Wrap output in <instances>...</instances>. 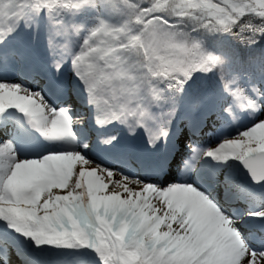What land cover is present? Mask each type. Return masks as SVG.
<instances>
[{"label":"snow or ice","instance_id":"obj_1","mask_svg":"<svg viewBox=\"0 0 264 264\" xmlns=\"http://www.w3.org/2000/svg\"><path fill=\"white\" fill-rule=\"evenodd\" d=\"M85 8L101 9L102 14L86 29L72 65L87 92V103L96 109L97 124L118 120L130 133L144 126L148 143L155 146L169 136L179 106L159 83L166 81L167 88L179 93L195 72L217 70L225 92L249 110L253 121L202 156L242 162L254 182H264V57L249 60L251 67L259 68L262 80L246 89L238 74L226 79L230 58L207 52L166 18H191L213 30L231 32L247 17L240 36L254 44L264 38V0H0V40L29 12L44 10L64 34L79 36L85 25L65 22L59 13L73 10L75 16ZM113 10L127 20L114 23ZM49 47L55 51L51 35ZM2 57L0 53V61ZM56 66L59 69L62 61ZM54 86L69 95L79 92L63 81ZM153 104L169 105L156 129L149 125L155 119ZM11 108L23 113L44 138L75 143L74 125L81 118L72 116L71 105L57 108L41 91L0 80V113ZM224 111L232 112L231 104ZM15 147L11 140L0 144V219L37 245L88 247L102 264H264V245H254L252 233L241 228L247 217L264 222V209L234 218L190 183L161 186L124 175L121 181H110V187L106 177L113 176L112 169L100 164L85 167L94 161L80 151L20 158ZM164 163H159L161 170ZM3 246L0 237V264H6ZM12 255L9 248L8 264Z\"/></svg>","mask_w":264,"mask_h":264},{"label":"rangeland","instance_id":"obj_2","mask_svg":"<svg viewBox=\"0 0 264 264\" xmlns=\"http://www.w3.org/2000/svg\"><path fill=\"white\" fill-rule=\"evenodd\" d=\"M86 10L76 11L75 16H73V10H64L61 13H59V18L63 19L65 22H75L78 24L85 25V28L82 29L79 36L75 35L73 32L69 31L68 34H64L63 28H59L57 25H53L49 19L48 12L46 10L41 11L40 13L35 12H29L27 16L22 20L25 23H27L28 28L37 30V39L40 37H45L47 34H52L56 37H60V41L57 40V45L59 52H68L69 58H67V61H65V65L62 64L64 68L63 75L61 77H58V81L67 82L72 86L73 89H78V94L74 91L71 95L67 94L66 98H69L66 101L78 99L81 103V105L71 106V112L73 113L72 116L74 118H81L80 123H76L74 125L75 131L78 135V141L75 143V147L72 148L75 151L82 152L89 160L94 161L92 164V167H95L97 164H100L101 167H107L109 169H112L113 171V178L116 176L118 179L117 181H121L124 178V175L130 176V179L132 178H140L144 180L145 182H151L154 184H158L161 186H168V184L164 183V174L165 169L161 170L159 167V163L162 160V154L165 152V147H162V142L166 140V138H162L160 141L157 142L155 146L150 145L148 143V132L146 128L144 127H137L135 133H130L129 128L125 127L121 124L120 121H112L110 122L111 126L113 128L118 127L119 129L112 134L113 137H115V140L117 141L118 145L121 146L120 153L112 152L111 155L107 156V160L110 158L113 160L112 165H105L101 162H98L94 158V150L92 148H88L87 146L84 147V142H87L85 140L86 136H94V132L86 130L84 121L87 120V118L96 119V109L93 105H90L89 107L86 106L87 102V92L84 88L83 83L76 77L73 65H72V59L73 56L79 52L80 47L83 43L84 38L87 36L86 29L91 28L95 22L96 19L93 17L87 16ZM30 29V30H31ZM18 28H14V30L10 33H7L2 40H0V53L5 55V58L0 61L2 64L0 66V75L3 77V81L8 82H14L19 83V80H23L26 83H29L32 79L30 76H26L22 79L20 75L17 74L18 71H13L14 77L16 79H12V77H8V72H5L3 69V65L8 63L11 60L10 56L7 57L9 53V49L12 48L13 45H18V51L22 52L24 49V45L20 41V37L16 38ZM57 30H59L60 34H57ZM19 34L21 35L20 31ZM9 37V38H8ZM14 43V44H12ZM27 45V44H26ZM28 46V45H27ZM14 47V46H13ZM17 56L20 58L21 56ZM64 59V58H63ZM62 59V60H63ZM51 63V62H50ZM44 69V70H43ZM25 72H28L27 69H24ZM43 70V72H47V69L41 68L39 71H33L34 73L38 74L40 71ZM29 73V72H28ZM27 73V74H28ZM57 75L60 74V72L56 73ZM209 73H206V76H208ZM238 74L240 76V80L242 85L247 89L249 88L250 84H252L251 80H249V76L246 74L241 73L237 69H233L231 72V75ZM65 75V76H64ZM24 85V84H23ZM26 87H29L25 85ZM184 90L182 92H179L178 94H184L187 96V98H190L194 100L193 94L190 92V83H186L184 86ZM30 88V87H29ZM32 89V88H31ZM36 90V89H35ZM40 89H38L39 91ZM175 90V89H174ZM229 95V94H228ZM203 99L205 100V110L212 109V112H217L214 105L216 104V100L218 98V94L212 87H207L204 89L203 93ZM178 100V108L176 115L172 121V124L170 126V132H169V138H182L180 141L175 142L174 145L176 147L175 153L178 154L174 160L177 162V168L178 170L173 171V176L179 177L183 170L185 169V166H188V171L190 175L192 176V179L194 180V177H196V174H199L202 178L203 177H211L207 182H202L199 179L194 180L196 183L191 182L192 185L198 187L200 190L204 191L207 195L210 196L211 199L217 205L228 215L239 218L246 216L249 210L253 209H264V201L261 204L260 207L256 206L253 201V206H251L249 203L241 202V203H230L227 205L225 203V199L223 198V191H221V188L216 189V186H219V184H225V181H228V169H231L233 165H235L237 162L236 160H229L227 162L223 161H217L214 164H210V160H213L214 158L209 156H202L203 152H205L210 147H216L221 141H223L225 138H232L238 135L240 132L244 131L245 129L252 126L253 117L249 114V110L241 108L239 105V102L235 100V98L229 96L228 99L225 100V102L222 104V112L221 119H224V122L222 120L218 122L217 124H212L213 126L210 128V133L207 134V136L201 135V138H198L199 142L194 143V145H186V141L190 136L187 135V129H185V125L182 123V118L186 117V113L188 112V107L186 104L187 102L185 100H180L179 96L176 97ZM231 104L233 111L232 112H226L224 111V108ZM59 107H67L66 104H61ZM78 107V108H77ZM153 112L155 116H158L159 123L160 121V114L161 112H167L168 109L164 110L163 106L154 104L153 106ZM77 110H80L81 112H78ZM209 110V111H210ZM75 114V115H74ZM81 114V116L79 115ZM132 121V120H130ZM159 123L152 127L153 129H156L159 126ZM109 127L106 125H101L99 127L100 130H106ZM224 131L221 134V137H218L220 135V132ZM185 131V132H184ZM198 131V130H197ZM186 135V137L184 136ZM220 138L219 141H214L215 138ZM6 140L5 131L0 130V143L4 142ZM61 143H64L66 141L59 140ZM189 141V139L187 140ZM219 142V143H218ZM216 144V145H214ZM129 145L133 148L134 152H145V154L142 155L143 161L147 160V164L150 166L147 171H157L159 174V177L161 178L162 182L160 181H152L148 178H145L144 176H147L146 173L142 175L136 174L134 172V168L132 167H126L127 169H122L120 167V163H122V155L127 154L128 152L123 148L125 146ZM179 148L180 151L176 150ZM71 149V150H72ZM151 149V150H150ZM147 151V153H146ZM148 152H153V156L150 155L148 157ZM180 153V154H179ZM159 154V155H158ZM114 156L117 158V160L113 159ZM198 156H202V158H198ZM140 157V158H141ZM121 160V162H119ZM170 159H167L169 161ZM215 160V159H214ZM171 161H173V158H171ZM158 165V168H151L152 165ZM77 167V166H76ZM131 168V169H130ZM164 168V167H163ZM228 168V169H227ZM220 169H223L224 172H220ZM129 170V171H128ZM133 170V171H132ZM204 170V172H202ZM162 174V175H161ZM149 176V174H148ZM234 175L231 176L232 180H229V182H233ZM111 178L106 177V182H109ZM159 178V179H160ZM191 179V180H192ZM227 183V184H228ZM110 187L113 186V184H109ZM130 187L139 190V186L135 184H130ZM242 186H245V191L248 193L249 196H258L260 194H264V190L258 191L253 188H249L247 185L242 184ZM204 189H202V188ZM244 189V187H243ZM217 190V191H216ZM217 199L222 201V203L225 205V207L218 204ZM255 205V206H254ZM3 227V228H2ZM241 228L246 233H252V237L256 238L257 236L261 235L260 228H264V222H262L257 217H247V219L242 223ZM0 237H3V243L7 244L9 247H11L13 251L14 256H21L24 254V257H27V262L29 264H38V263H46L50 264L51 260L53 259V256L55 254H60L63 257H68L72 255H78L79 259L78 261H74L75 264H86V262H91L93 264L101 263L102 260L100 256L95 252L94 249L88 248V247H79V248H70V247H63V246H56V245H37L33 238L24 236L22 233L17 232L16 230H13V228L10 226V224H7L3 219H0ZM261 239H259L260 241ZM264 241V240H263ZM257 247H260L262 244H255ZM29 248L31 250L30 254L27 253L26 249ZM68 251V252H67ZM3 259H5L4 251H3ZM19 262V259H18Z\"/></svg>","mask_w":264,"mask_h":264},{"label":"bare ground","instance_id":"obj_3","mask_svg":"<svg viewBox=\"0 0 264 264\" xmlns=\"http://www.w3.org/2000/svg\"><path fill=\"white\" fill-rule=\"evenodd\" d=\"M15 27L18 28L16 38L20 37V41L22 42V44H25L24 49L22 50V53H26V55L21 56L23 59L22 62H19L17 64L15 63V66L13 67L9 66L8 63H6L3 65V69L5 70V72H8V73L12 72L11 70L16 71L19 68L27 69V71L29 72V73L27 72L28 73L27 75L30 76V78L32 79L31 82H29L28 84L30 89L32 88L33 91H38V89H42L39 91L43 92V88L39 84H42V82L45 81V79L43 77L40 78V76L32 74V70H40L41 68H44V67L46 68L49 66L50 68L49 72H53L54 71L53 68L57 64L58 61L60 60L62 62L63 60L67 61V58H69V53L59 52L57 40L60 41V37L58 38L50 33V34H47V36L45 37H40L39 39H37L36 33H38V31L37 30L35 31V29L28 28L27 23H25L22 20L17 22ZM19 31L21 35L19 34ZM50 35L53 37L54 42L56 44L55 51H53V49L49 47V36ZM62 70H63V67H60L58 71H62ZM0 80H2L1 76H0ZM47 85L49 88L54 89V91H56V87L54 86L53 80L47 81ZM56 92H57L56 98H58L59 97L58 91ZM49 102L55 105L56 107L61 105V102H58V101L55 103V101L53 102L49 100ZM77 104H80V102H77ZM208 110H204L203 112V114L207 116V119L204 121L203 124H200L199 126L200 133L203 136H207L208 134V127H207L208 125L206 124L210 123V119H211V116L209 115ZM108 125L111 126L110 124ZM0 130L5 131V134H6L5 141L11 140L15 144L16 146L15 151L19 153L20 158L39 157L49 152L71 151V149L75 147V143L78 141V135L76 131H75V134H76L75 143H68L67 141L64 143H61L59 142V140L50 141L44 138L40 134V132L30 124L27 117L15 108H11V109L6 110L4 113H0ZM223 132L224 131L221 130L220 135L218 137H221V134ZM218 137L213 140L219 141L220 138ZM180 140H181L180 138L172 139V138L167 137L166 140L162 142V147H165V152L164 154H162L163 156L162 160L165 161L164 163V169H165L164 183L168 185L178 183V182L179 183H190V184L191 182H194V184L196 183L192 179V176L190 175L188 171V166H185V169L183 170V172L181 173L179 177L173 176V171L178 170L177 162L176 160H174L176 157H178L177 156L178 154H176L175 150H173L175 149L174 147H176L174 143ZM4 142L0 144H3ZM92 144L102 149L101 151H103L105 155L108 151L107 149L113 147V143L109 141L108 142L96 141V142H92ZM150 155L153 156V152L152 153L148 152V157H150ZM140 157L141 156L138 155L136 156V158L130 159L129 161L133 165H135V162L137 163L138 161L140 166L143 168V170H145L146 168H149L150 166L147 164L148 163L147 160L143 161V157L141 158ZM171 158H173V161H171ZM167 159H170V160L167 161ZM85 167H92V164L86 165ZM117 180L118 179L116 178V176H114L108 181H109V184H112L110 181H117ZM224 186H227V184ZM260 195H264V194H260ZM217 201H218V204L225 207L222 201H220L219 199H217ZM5 222L9 224L7 221ZM13 230L15 229L13 228ZM78 259H79L78 255L63 257L60 254H55L50 264H75L74 261H78ZM15 263L19 264L16 259H15ZM38 264H46V263L41 262ZM86 264H93V263L86 262ZM96 264H102V262L96 263Z\"/></svg>","mask_w":264,"mask_h":264},{"label":"trees","instance_id":"obj_4","mask_svg":"<svg viewBox=\"0 0 264 264\" xmlns=\"http://www.w3.org/2000/svg\"><path fill=\"white\" fill-rule=\"evenodd\" d=\"M84 10H87L88 17H93L95 19L98 15L102 14V10L98 8H85ZM166 18L171 23L176 24L179 30L187 32L192 38L201 42L202 47L207 52L230 58V63L226 65L229 75L233 69H237L246 74L250 73L252 83L257 84L258 86L260 85L262 74L260 73L259 68L251 67L249 65V60L264 57V38H258L254 44H246L241 39L240 25L248 22L247 17L242 18L237 25L233 26L231 32L213 30L210 25L205 24L203 21L191 18H184L182 21H179V18L177 17L166 16ZM126 20V16L121 15L118 10H113L114 23H123ZM251 22L256 24L260 21L252 20ZM229 75L226 76V79L230 78ZM208 76H210V78H208L203 71H197L193 74L192 78L188 80V83H190V92L192 94L194 93V100H192L193 98H187L184 94L179 95L181 99L187 100V103L191 108V114L188 115V120L191 124L195 122V112L204 103L202 93L205 88L212 87L216 90L219 96L216 108L219 109L221 107V101L228 95L224 90L223 81H221L217 70H213ZM216 80L220 82H217ZM158 86L165 88L167 93L171 96L178 95L176 90L167 88L166 81H161ZM166 107H168V105Z\"/></svg>","mask_w":264,"mask_h":264},{"label":"water","instance_id":"obj_5","mask_svg":"<svg viewBox=\"0 0 264 264\" xmlns=\"http://www.w3.org/2000/svg\"><path fill=\"white\" fill-rule=\"evenodd\" d=\"M239 173L243 177V179L249 184H251L252 186L256 188H264V182H261V183L254 182L249 170L243 165L242 162L239 165Z\"/></svg>","mask_w":264,"mask_h":264}]
</instances>
